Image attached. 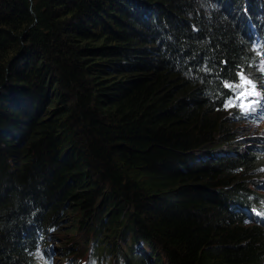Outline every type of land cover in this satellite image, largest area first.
I'll use <instances>...</instances> for the list:
<instances>
[{"label": "trees", "instance_id": "1", "mask_svg": "<svg viewBox=\"0 0 264 264\" xmlns=\"http://www.w3.org/2000/svg\"><path fill=\"white\" fill-rule=\"evenodd\" d=\"M255 45L264 0H0V264H264L228 210L264 201L224 107Z\"/></svg>", "mask_w": 264, "mask_h": 264}, {"label": "rangeland", "instance_id": "2", "mask_svg": "<svg viewBox=\"0 0 264 264\" xmlns=\"http://www.w3.org/2000/svg\"><path fill=\"white\" fill-rule=\"evenodd\" d=\"M250 75L252 77H256L253 74H250ZM228 118L230 117L228 116ZM229 123H230L229 125L234 127V130H236L238 135L240 136L239 139L237 140V144H234V145H237L236 147H239L241 149L253 148L257 144V142L252 141V140L264 134V124L250 125L242 121L232 120V118H231V121L229 120ZM255 151L257 154L264 155L263 151H260L258 149H255ZM262 171H259L258 173H261ZM253 182L254 184L250 185V187H252V189H250L251 192L259 196L260 200H263L262 198H264V175L257 177V179H255ZM244 224L247 226L251 225V224H246V223ZM54 234L57 235V242H59L57 246L60 248V250L64 249L65 247H74L75 249H84L86 250L82 252L84 256L88 252V248L85 247V244H84L82 233H78L76 235L75 234L67 235L65 234V230L63 231L61 230L57 232L55 231ZM70 239H73V241H70ZM60 255H62L61 252H60ZM55 264H61V263L59 262V260H55ZM109 264H112L111 261H109Z\"/></svg>", "mask_w": 264, "mask_h": 264}, {"label": "snow or ice", "instance_id": "3", "mask_svg": "<svg viewBox=\"0 0 264 264\" xmlns=\"http://www.w3.org/2000/svg\"><path fill=\"white\" fill-rule=\"evenodd\" d=\"M261 70L264 71V69H261ZM241 80L243 81V84L251 85V88L253 89V90L247 92V95L248 96H260V92L255 91V88H256V85L255 84H252V82L250 80L244 79L243 76H241ZM224 86L225 87H229V88H233V87L234 88H241L243 85L240 84V83H237L235 86L230 85V84H225ZM242 95H243V92H241L240 95L236 96L235 99H229L224 104V107L225 108H228L230 106H235L236 105V102L238 100H240V96H242ZM256 103H259V102L258 101H251L247 106H244L242 103L239 106L243 109V111L245 113H247L249 111H255V108L253 107V105L256 104ZM257 215H260V213H257ZM246 222H248V221H246ZM36 255L42 256V254L39 253V252ZM46 264H47V262H46Z\"/></svg>", "mask_w": 264, "mask_h": 264}, {"label": "bare ground", "instance_id": "4", "mask_svg": "<svg viewBox=\"0 0 264 264\" xmlns=\"http://www.w3.org/2000/svg\"><path fill=\"white\" fill-rule=\"evenodd\" d=\"M253 35H254V34H253ZM253 35H252V36H253Z\"/></svg>", "mask_w": 264, "mask_h": 264}]
</instances>
